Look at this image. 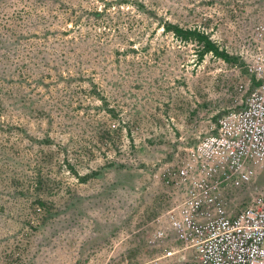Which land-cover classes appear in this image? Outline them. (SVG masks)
<instances>
[{
	"label": "rangeland",
	"instance_id": "1",
	"mask_svg": "<svg viewBox=\"0 0 264 264\" xmlns=\"http://www.w3.org/2000/svg\"><path fill=\"white\" fill-rule=\"evenodd\" d=\"M263 12L264 0H0V88L15 112L2 117L27 129L14 133L21 155L8 165L31 175L32 154L50 155L60 209L30 236L24 264H183L163 257L169 242L148 243L181 199L163 176L250 93L246 51ZM167 21L206 31L245 65L201 61L197 44L164 31ZM64 158L80 174H103L80 184ZM259 191L264 162L253 185L233 192V208ZM12 210L0 246L28 232Z\"/></svg>",
	"mask_w": 264,
	"mask_h": 264
},
{
	"label": "built area",
	"instance_id": "2",
	"mask_svg": "<svg viewBox=\"0 0 264 264\" xmlns=\"http://www.w3.org/2000/svg\"><path fill=\"white\" fill-rule=\"evenodd\" d=\"M246 51L254 84L242 105L223 115L214 133L168 168L165 184L180 200L156 221L148 243L183 264H264V192L243 209L233 192L253 185L264 162V12ZM245 85H241L242 92Z\"/></svg>",
	"mask_w": 264,
	"mask_h": 264
},
{
	"label": "trees",
	"instance_id": "3",
	"mask_svg": "<svg viewBox=\"0 0 264 264\" xmlns=\"http://www.w3.org/2000/svg\"><path fill=\"white\" fill-rule=\"evenodd\" d=\"M163 26L164 31L172 33L176 39L197 44L200 48L199 59L201 61L208 54H212L226 63L240 62L243 66L245 65V61L241 62L239 57H232L227 50L221 49L204 30L188 29L168 21ZM69 80L74 79L69 78ZM254 84L256 83L254 82ZM0 87H2V81ZM2 90L3 88H0V220L7 222L8 217H12L11 212L14 209V213L18 211L25 216L23 221H27L30 231L27 229L28 232L22 235L21 238L16 234L13 246H0V264H24V256L28 252L27 247L31 239L30 236L33 235V232L39 231L41 227L50 225L60 215L58 204L51 198L53 194L58 192L56 190L57 181L46 169V164L51 159V156L47 154L46 156L32 154L29 159V166H27L31 175L9 168L10 156H16V152L17 155H21V150L12 142V138L15 136L14 133L27 129L17 126L11 121L7 122L5 119L3 121L4 117L2 116L4 113L12 116L15 112L7 108V103L4 101L8 94L2 92ZM94 93H96V90H94ZM114 128H116L115 125L105 126L102 128L103 135L110 137L115 131ZM5 136H8V138H5ZM64 150L66 151V149ZM64 163L67 164L71 173L78 178L80 184H87L103 174L102 169L80 174L76 169V163L72 164L69 158H64L62 164Z\"/></svg>",
	"mask_w": 264,
	"mask_h": 264
},
{
	"label": "crops",
	"instance_id": "4",
	"mask_svg": "<svg viewBox=\"0 0 264 264\" xmlns=\"http://www.w3.org/2000/svg\"><path fill=\"white\" fill-rule=\"evenodd\" d=\"M178 259H179V256L177 257V261H178Z\"/></svg>",
	"mask_w": 264,
	"mask_h": 264
}]
</instances>
